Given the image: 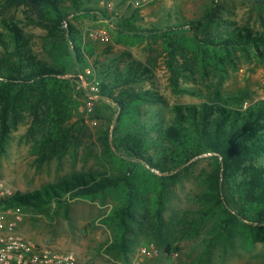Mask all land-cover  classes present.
<instances>
[{"label":"trees","instance_id":"trees-1","mask_svg":"<svg viewBox=\"0 0 264 264\" xmlns=\"http://www.w3.org/2000/svg\"><path fill=\"white\" fill-rule=\"evenodd\" d=\"M96 1L7 0L8 5H26L34 9L38 15L37 25L48 31L49 40L44 48L55 63L38 59L22 29L16 23L6 24L11 43L0 33L1 143L10 133L11 125L21 118L22 111L30 110L37 116L44 111L45 129L36 141L35 152L43 161L67 151L73 136L69 124L78 104L73 96L72 82L64 75L71 66L78 72L91 65L89 58L93 54L83 43L81 30L69 17L103 11L90 6ZM252 2L264 9V0ZM222 23L226 27L224 31L219 30ZM211 28L218 31L211 32ZM186 30L194 34L187 47L202 72L211 69L220 78H225L230 68H236L239 53L264 63V32L223 20L214 6L208 7L196 20L180 21L166 28H143L150 42L162 41L172 89L179 94L199 95L205 100L199 104H175L170 124L166 125L162 116L157 115L149 125L143 119L141 106L160 99L155 90H138L136 85L153 79L151 67L129 58L122 68H107V63L95 59L93 66L103 69L101 91L103 94L108 92L117 104L115 136L112 138L108 132L104 133L103 147L110 153L128 156V160L123 159L126 169L120 174L72 173L32 191L16 192L1 204L6 208L52 210L54 216L69 218L71 204L78 199L122 193L121 202L102 221L115 230L114 240L107 245L106 251L126 257L142 214L139 174H154L153 169H156L164 176H171L188 168L193 159L210 154L213 169L207 180L208 189L200 196V216L193 220L181 219L184 228L179 233L173 224H167L162 212L169 188L163 183L153 207L156 222L151 227L148 242L160 244L168 254L179 250L173 240L197 236L216 210L222 214L214 224L216 235L236 223L248 224L254 230L264 229V99L245 107L241 97L224 93L221 87L203 92L181 84V78L187 77V71L191 70L188 64L179 61L180 56H185V38L180 35ZM129 55L130 52H125L122 57Z\"/></svg>","mask_w":264,"mask_h":264},{"label":"rangeland","instance_id":"rangeland-1","mask_svg":"<svg viewBox=\"0 0 264 264\" xmlns=\"http://www.w3.org/2000/svg\"><path fill=\"white\" fill-rule=\"evenodd\" d=\"M107 1L112 2V8L103 6L102 0H97L90 6L103 11L83 17L74 14L69 17L81 30L83 43L89 46L88 49L93 54L89 58L91 65L78 72L71 66L64 75V78L72 82L73 96L78 104L69 124L73 129V136L67 151L61 156L55 154L43 161L39 153L35 152L36 141L45 129L44 111H40L38 116L30 110L22 111L17 124L11 125L10 133L3 143L0 142V180L11 185L16 192L32 191L76 172L120 174L126 169V161L123 159L128 160V156L125 157L120 152L110 153L103 147L104 133L108 132L112 138L115 136L117 104L109 97L107 90L104 94L101 91L103 69L93 66L95 59L107 63V68H122L129 58L151 67L153 79L136 85L138 90H155L156 97L160 99L141 106L143 119L149 125L153 124L157 115L162 116L166 125L170 124L174 115L172 106L175 104H199L205 100L202 96L179 94L172 89L168 57L163 51L162 41L150 42L145 37L143 28H166L167 25L180 21L196 20L204 15L208 7L214 6L223 20L264 32V9L259 8L252 0ZM37 21L38 15L33 8L26 5L11 6L7 4V0H0V33L4 39L11 43L10 30L6 24L16 23L28 39L33 54L38 59L54 64V59L44 48L49 40L48 31L37 25ZM122 28L125 30H121ZM219 30H226L223 23ZM217 31L211 28V32ZM91 32L105 33L108 38L94 39ZM180 36L185 38L183 45L186 44V49H183L185 56H180L179 61L181 64H188L191 69L187 71V77L181 78V84L203 92L221 87L224 93L241 97L245 107L264 99V63L253 56L245 57L239 53L236 68H230L229 74L222 79L211 69L200 71L193 52L187 47L188 40L193 39L194 34L186 30ZM108 48L112 49L107 51ZM125 52H130V55L123 58L122 54ZM87 67L92 69V74L83 82L78 76ZM93 79L100 81L96 99H93L94 93L90 85ZM90 100H94L95 104L91 111L87 105ZM212 169L210 154H204L193 159L188 168L171 176H164L156 169H153L154 174H139L142 214L135 227L131 251L126 257L106 251V244L109 245L114 240L115 230L102 221L121 202L122 193L119 192H110L97 199L74 201L69 218L54 216L52 210L40 212L24 208L21 225L35 239L71 252L86 260L87 264H132L140 256L141 247L150 240L149 232L156 222L153 207L160 186L166 183L169 188L162 212L163 219L167 224H173L179 233L184 228L181 219L193 220L200 216V196L208 189L207 180ZM221 215L216 210L197 236L173 240L179 250L168 254L164 247L157 244L160 254L145 258L144 264H264V229L254 230L248 224L236 223L229 230L216 235L213 232L214 224Z\"/></svg>","mask_w":264,"mask_h":264},{"label":"built area","instance_id":"built-area-1","mask_svg":"<svg viewBox=\"0 0 264 264\" xmlns=\"http://www.w3.org/2000/svg\"><path fill=\"white\" fill-rule=\"evenodd\" d=\"M102 5L108 8L113 6L112 2L107 0H102ZM90 35L94 39L108 38L105 33L91 32ZM91 74L92 69L87 67L78 77L86 82ZM90 85L94 93L93 99L98 98L100 81L93 79ZM87 105L90 111L93 110L94 100H90ZM14 194H16L14 188L0 180V264H84L73 253L59 251L53 246L38 243L25 236L19 229L24 220L23 208L20 206L6 208L1 204ZM159 254L160 249L156 242H148L141 247L140 256L135 258L133 264H144L145 258H153Z\"/></svg>","mask_w":264,"mask_h":264},{"label":"crops","instance_id":"crops-1","mask_svg":"<svg viewBox=\"0 0 264 264\" xmlns=\"http://www.w3.org/2000/svg\"><path fill=\"white\" fill-rule=\"evenodd\" d=\"M20 231L25 235V236H27L28 238H30V239H32V240H34V241H36V242H38V243H41V244H46V243H42L40 240H37V238L35 239L33 236H31L29 233H27V231L24 229V227H23V224L22 225H20ZM52 246V245H51ZM55 249H57V250H59V251H63V250H61V249H59V248H57L56 246H53ZM106 247H107V244H106ZM104 248H105V246H104ZM63 252H67V251H63ZM68 253H71V252H68ZM78 259L80 260V261H82L84 264H87V262H85L86 260H83V259H81L80 257H78ZM135 260V259H134ZM133 260V261H134ZM132 264H133V262H132Z\"/></svg>","mask_w":264,"mask_h":264}]
</instances>
